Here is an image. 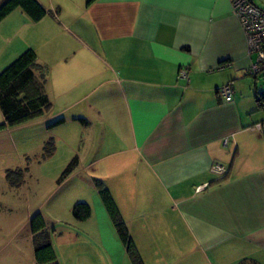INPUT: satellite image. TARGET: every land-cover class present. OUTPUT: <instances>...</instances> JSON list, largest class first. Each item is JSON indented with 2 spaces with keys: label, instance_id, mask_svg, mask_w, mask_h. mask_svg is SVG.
<instances>
[{
  "label": "crops",
  "instance_id": "obj_1",
  "mask_svg": "<svg viewBox=\"0 0 264 264\" xmlns=\"http://www.w3.org/2000/svg\"><path fill=\"white\" fill-rule=\"evenodd\" d=\"M44 1L53 14L38 23L19 10L5 20L15 49L48 69L51 109L36 121L64 119L56 138L74 150L66 163L78 160L66 180L74 203L92 210L78 222L73 203V224L117 232L101 182L143 264H264V134L251 130L264 121L261 81L247 74L254 57L231 1ZM226 84L231 102L219 92Z\"/></svg>",
  "mask_w": 264,
  "mask_h": 264
},
{
  "label": "rangeland",
  "instance_id": "obj_2",
  "mask_svg": "<svg viewBox=\"0 0 264 264\" xmlns=\"http://www.w3.org/2000/svg\"><path fill=\"white\" fill-rule=\"evenodd\" d=\"M4 1L0 0V4ZM48 2L44 1L46 7H49ZM53 2L65 7L76 1ZM10 21L12 25V20L0 23V73L25 52H20L22 45L15 49V43L9 41ZM73 32L76 37L64 36L71 41V48L74 38L86 40L84 33ZM259 81L260 92H264V79ZM2 123L0 111V125ZM49 127L36 121L0 132V264H38L33 220L36 226L44 222V232L51 241L58 264H132L123 242L111 226L106 230L102 224V234H92L84 226L73 224L69 210L75 199V185L73 181L62 182L61 177L70 164L66 160L74 150L71 146L62 147L56 138L60 130ZM94 210L98 217L96 207Z\"/></svg>",
  "mask_w": 264,
  "mask_h": 264
},
{
  "label": "trees",
  "instance_id": "obj_3",
  "mask_svg": "<svg viewBox=\"0 0 264 264\" xmlns=\"http://www.w3.org/2000/svg\"><path fill=\"white\" fill-rule=\"evenodd\" d=\"M94 1L96 0H87V6ZM19 9L34 23L42 21L50 13L53 14L38 0H5L0 4V23ZM47 73L48 69L38 62L37 54L33 50H26L0 73V111L3 116L0 132L39 120L50 111L51 103L45 88ZM260 94L261 92L258 91L256 97L263 107L262 100L258 97ZM63 123L64 119H59L51 123L49 128H55ZM77 166L78 160L75 158L63 172L61 181L66 180ZM11 174L13 173L10 172L9 176ZM97 188L132 264H143L111 193L101 182H97ZM72 213L76 221L85 222L90 218L92 210L88 204L80 203L73 208ZM34 221L32 223L36 262L58 264L51 241L45 235L44 222L40 221V225L36 226ZM247 262L243 261L241 264H247Z\"/></svg>",
  "mask_w": 264,
  "mask_h": 264
},
{
  "label": "built area",
  "instance_id": "obj_4",
  "mask_svg": "<svg viewBox=\"0 0 264 264\" xmlns=\"http://www.w3.org/2000/svg\"><path fill=\"white\" fill-rule=\"evenodd\" d=\"M230 1L233 13L239 21L246 40L248 55L254 57V62L248 69L247 74L257 80L264 76V9L255 5L251 0ZM179 78L190 85L191 80L188 69H181ZM219 92L226 102L233 100L234 89L231 84L224 85ZM258 97L262 100V109L264 111V92H261ZM251 130L264 134V121L254 125ZM211 173L224 178L228 174V169L222 165L215 164L211 168Z\"/></svg>",
  "mask_w": 264,
  "mask_h": 264
}]
</instances>
